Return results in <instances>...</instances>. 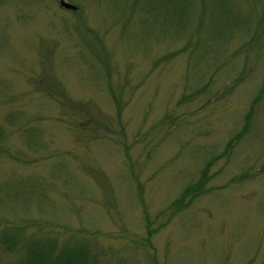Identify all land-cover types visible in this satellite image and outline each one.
<instances>
[{"label": "rangeland", "instance_id": "374dc122", "mask_svg": "<svg viewBox=\"0 0 264 264\" xmlns=\"http://www.w3.org/2000/svg\"><path fill=\"white\" fill-rule=\"evenodd\" d=\"M59 1L0 0V124L11 132L9 152L25 161L0 155V238L20 226L22 239L89 248L96 264H264V89L246 133L220 158L262 85L264 24L247 52L237 54L255 34L234 33L217 50L174 57L186 38H173L190 13L182 0H61L75 13ZM233 1L241 0H223L228 21L248 16L252 24L259 0L240 5L239 19ZM217 3L205 2L206 19L220 17ZM104 54L109 77L94 57ZM48 66L50 82L81 112L33 93ZM204 87L198 100L181 103ZM116 90L120 114L109 97ZM17 112L30 126L25 140L39 149L26 147L18 122L5 120ZM216 156L208 193L169 220V212L156 217ZM136 181L150 228L164 224L149 241ZM17 254L0 246V264H16Z\"/></svg>", "mask_w": 264, "mask_h": 264}, {"label": "trees", "instance_id": "16d2710c", "mask_svg": "<svg viewBox=\"0 0 264 264\" xmlns=\"http://www.w3.org/2000/svg\"><path fill=\"white\" fill-rule=\"evenodd\" d=\"M182 1L186 2L190 13L188 12L189 17L185 18L184 24L180 28L181 31H180L179 37L176 36V38H173V39H178V41H181V39L186 38L185 45H182L180 50H177L175 54L174 53L172 54L174 55V57L180 56L184 52L185 53L188 52L189 57H190V54L192 52L196 53L197 49L200 46L201 47L203 46V51H204V46H205V49H208L209 51H211L212 49L215 50L216 48L221 47L222 46L221 44H223L224 42L229 41L234 33H238L242 35L245 34L246 37L251 39L252 36L255 34V32L253 33V31H256L258 28L261 30L263 29L264 0L257 1L258 10H256L255 7L252 6L250 12H255L254 16L256 18V20L254 18V20L252 21V24H250L248 16H246L247 18L245 17L241 18L239 21H236V22L234 21V18H233V21L229 22L228 21L229 18L226 17V15L223 13L224 6H226V3H224L223 0H218V3H217L218 6L216 9L217 11L215 14H217L218 12H221V15L219 18H215V19H212V18L210 19L209 17L208 19H206L207 16L205 13L207 10L206 9L207 5L205 4V2L207 0H191V1L182 0ZM251 1L252 0H241L240 2L233 1V3L235 4L234 5L235 13L237 15L236 18H238V15H240L239 12H242L240 10L241 8L240 5L245 6L247 4V9H248L249 5L251 4ZM178 2L179 0H177L176 3ZM133 4H135V2ZM195 9H197L196 12H195ZM240 24L242 25V28L237 27L238 29L234 30L235 26L240 25ZM207 25L209 27L205 28ZM211 27H214L215 29H217L218 32L212 33V35L207 36V34L209 33L207 30ZM223 27L228 29L227 33L220 31V29L222 30ZM232 27L234 28L232 29V31H230L229 28H232ZM189 34H190V37L187 38ZM193 35L195 38L194 42L190 41L191 36ZM256 36H257V33L253 36L251 41H247V42L245 41L246 45L241 47L237 54H240L244 51L247 52L248 46H251L252 44L251 42L255 40ZM87 41H88L87 46L89 45L90 50L92 51V54H93L96 48L93 46L92 42L89 39ZM189 42L191 44H189ZM213 44L216 46H214ZM100 50H102V47L100 48ZM94 57H97L98 60L100 59V61H103L105 63L104 68L106 71V76L109 77V74L111 73L110 71L111 65H109V63L107 62V55L104 54L103 59L100 56L99 57L94 56ZM49 66L47 69L45 70L43 69V73L40 76H38V78L36 79V83H34V85H36L35 91H33V93L39 94L40 92L42 93V95L45 96V98L49 100L53 98V100L57 102V104L63 107L64 109H67V110L72 109L74 112H81V110L83 109V106L77 103H73V101L67 99L66 98L67 95L64 94V92L62 91L61 84L59 85L57 83L52 84V82H50L51 76H52V79H54L53 77L54 75L51 73L52 69L50 70ZM241 78L242 77H237V79L235 80V83L237 80L238 81L241 80ZM31 82H34V81H31ZM235 83L232 84L231 87H227L229 91L235 87ZM261 84L262 85L261 87H259L256 97L253 98L251 102L249 103V108H247V112L244 115L242 129L239 130L237 134L232 136L233 138L227 140V143L224 147L225 150L222 152L220 158L221 157L226 158L228 156L229 151L234 148L233 146L237 144L238 140L242 138L243 134L246 133L247 128H249V123H250L249 121H250V118L252 117L251 116L252 111L256 107V102L258 98L261 96L262 90L264 89V78ZM205 89L206 87H204V89L201 91H198V92L194 91V93L189 95V97L185 96L183 100L181 101V103L184 104V102L188 103V102H193L195 99L198 100L200 98L199 96H201L204 93ZM116 93H120V95H115V92L111 91V93L109 94L110 95L109 97L115 103V108L117 110V113L120 114L121 104L123 103L122 101L123 95H122V91H119V90H116ZM1 97H5V96H1ZM11 100L12 98L8 100H2L1 104L4 105L10 102ZM118 114H117V117H118ZM5 117H6L5 120H7L8 118L7 122H9V120L10 121L13 120V125H15V123L18 122L19 125L16 130L17 136L22 138V140L24 141V145L26 147L30 148L32 145H34L35 148L39 149L40 144H37L34 141L25 140L24 135L27 134V132H30V128H29L30 126L26 127L27 119H25L24 116H22L20 112H17L13 116L12 114H9V115L5 114ZM10 137H11V132H8L7 129L3 128V126L0 124V155L3 154V156L6 159H8L10 163L14 162V164H18V165L22 163L25 164V161L22 158L21 159L17 158L12 152H9L10 148L8 147L7 143L8 141H10ZM124 151H126L125 147H124ZM217 158L218 156L211 158V159L209 158V160L204 164L202 171L199 172V176L197 179L198 181L193 184L191 183L188 184L181 191L178 197L175 200H173L172 203L168 204V207L164 211L158 212L159 214L156 217H159L161 215L166 216L167 212H169V216H168V220H169V218H171L170 215H172L173 217V215L178 214L179 211L187 208L189 204L193 202V200L199 197V195L208 193V190H205V185L209 181L206 173H208V167H210L211 163L214 162L213 160ZM260 168L261 169L258 170L259 172L264 171V164L261 165ZM91 175H93L92 179L96 182L97 185H99V189L102 191V193L106 194V192L108 191L107 189L108 186L105 185L106 184L105 180L101 178L100 176H98L97 172ZM136 183L138 182L136 181ZM138 193H139V196H138L139 202L142 205L141 206L142 212L145 216L144 217V221L146 224L145 234H147L146 241H149L150 237L155 235V233L158 232L160 227L163 226L164 224L163 225L160 224L159 227H156L153 230L150 228V221L148 220L149 215L146 214L144 210L145 204H143V199H142L143 193H142V187L140 183H138ZM22 229L23 227H20V226L19 227L15 225L10 226L8 227V229L6 228V231L8 232L5 231L6 233L4 232L3 234H1L2 236L0 238V246H2L4 250L8 251L12 255H16L19 252V254H17L19 256L18 262L16 264H96L97 259L91 256V254H89V248L80 247V246L72 247L69 243L59 248V247H56L54 240L49 241V239H47L46 241L40 243V241L37 239L33 240V236H26L25 239H22L20 237V234L23 232ZM37 233L39 234V231L33 233L32 235L34 234L36 235Z\"/></svg>", "mask_w": 264, "mask_h": 264}, {"label": "water", "instance_id": "95a60500", "mask_svg": "<svg viewBox=\"0 0 264 264\" xmlns=\"http://www.w3.org/2000/svg\"><path fill=\"white\" fill-rule=\"evenodd\" d=\"M58 5H59V7L61 8V9H63V10H69V11H73V12H75V10H76V8L74 7V6H72V5H69V3H67L66 1L64 2V1H59V3H58Z\"/></svg>", "mask_w": 264, "mask_h": 264}]
</instances>
